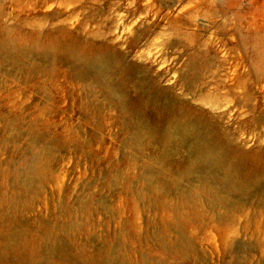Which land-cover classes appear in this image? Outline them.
Here are the masks:
<instances>
[{
    "label": "rangeland",
    "instance_id": "rangeland-1",
    "mask_svg": "<svg viewBox=\"0 0 264 264\" xmlns=\"http://www.w3.org/2000/svg\"><path fill=\"white\" fill-rule=\"evenodd\" d=\"M0 264H264V0H0Z\"/></svg>",
    "mask_w": 264,
    "mask_h": 264
},
{
    "label": "bare ground",
    "instance_id": "bare-ground-1",
    "mask_svg": "<svg viewBox=\"0 0 264 264\" xmlns=\"http://www.w3.org/2000/svg\"><path fill=\"white\" fill-rule=\"evenodd\" d=\"M130 33V32H129ZM51 39V38H50ZM55 42V41H54ZM43 43V42H42ZM46 44V43H45ZM52 48H53V46H52ZM50 50V49H49ZM110 53V52H109ZM110 55V54H109ZM80 56V55H79ZM94 57V56H93ZM107 58V57H106ZM90 63V62H89ZM102 64V63H101ZM108 65V64H107ZM105 66H106V64H105ZM109 66V65H108ZM108 66H106V67H108ZM205 67V66H204ZM99 69V68H98ZM97 69V70H98ZM101 70V69H100ZM115 73V72H114ZM111 75H112V73H111ZM100 77V76H99ZM101 79V78H100ZM145 83V82H144ZM100 84V83H99ZM132 85V84H131ZM100 86V85H99ZM109 88V87H108ZM125 107V106H124ZM187 116V115H186ZM141 118V117H140ZM147 124V123H146ZM168 130V129H167ZM193 130V129H192ZM149 131V130H148ZM201 133V132H200ZM168 134H170V133H168ZM171 135V134H170ZM152 136V135H151ZM181 137V136H180ZM176 140V139H175ZM183 141V140H182ZM190 141V140H189ZM191 148V147H190ZM194 148V147H193ZM174 149V148H173ZM193 150V149H192ZM170 151V150H169ZM173 151V150H172ZM194 151V150H193ZM207 152V151H206ZM173 156V155H172ZM224 156V155H223ZM234 160V159H233ZM235 161V160H234ZM221 162V161H220ZM194 164V163H193ZM189 171V170H188ZM221 172V171H220ZM224 180V179H223ZM256 186V185H255ZM228 187V186H227ZM229 187H231V186H229ZM238 187V186H237ZM242 187V186H241ZM251 187V186H250ZM231 188H233V187H231Z\"/></svg>",
    "mask_w": 264,
    "mask_h": 264
}]
</instances>
